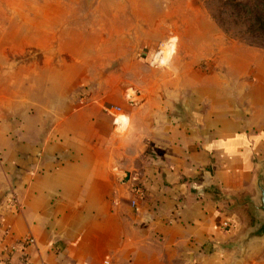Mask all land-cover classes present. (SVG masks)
Returning a JSON list of instances; mask_svg holds the SVG:
<instances>
[{"label": "crops", "instance_id": "1", "mask_svg": "<svg viewBox=\"0 0 264 264\" xmlns=\"http://www.w3.org/2000/svg\"><path fill=\"white\" fill-rule=\"evenodd\" d=\"M31 1L0 0V63H7L0 71V264H18L6 250L30 236L31 264H229L225 242L255 220L239 203L254 194L264 164V52L215 45L226 74H189L182 90H170L184 119L163 117L169 102L127 108L128 95L84 104L85 66L37 74L33 106V76L17 74L16 54L93 40L97 65L117 48L126 58L150 36L143 19H128L127 8L111 1L90 9L79 0ZM186 16L196 19L188 9ZM189 29L181 45L197 48L201 63L214 45ZM49 94L55 101L47 104ZM115 107L117 123L131 121L127 137L116 134L123 124L109 113Z\"/></svg>", "mask_w": 264, "mask_h": 264}, {"label": "rangeland", "instance_id": "2", "mask_svg": "<svg viewBox=\"0 0 264 264\" xmlns=\"http://www.w3.org/2000/svg\"><path fill=\"white\" fill-rule=\"evenodd\" d=\"M60 1L32 0L31 5L33 7L58 6ZM109 1L112 6L126 7L128 19L135 17L143 19L140 24L143 23V30L150 37L145 36L142 46L128 48L126 58L120 57L119 48H117L112 54V60L107 59L108 62H101L97 65L93 58L95 56L93 40L86 41V46L89 44L88 47L80 46L81 43L73 47H32L26 53L16 54L14 65L17 74H23L26 71L33 76L31 78L33 106L37 103L34 100V93L38 92L37 86L40 81L37 74H58L57 72L62 70L75 73L77 68L85 66L88 69V79L82 94L85 95L84 104L98 103L101 100L105 102L110 96L114 98L128 95L129 98H137L141 102L135 106L127 102V108H141L147 101L158 104V106L169 102L172 104L171 109L161 111L163 117L184 119L186 113L181 107L180 97L170 94V90H182L184 80L189 74H224L226 67L221 62V49L216 46L231 43L242 49L252 48L256 52H264V36L255 37L254 33L248 32L249 26L256 27L257 25L249 21L250 17H247L252 9L261 7L264 0H79L78 5L87 9L103 8L104 4L109 6L107 4ZM187 9L196 19L188 20ZM245 13L246 16H242ZM213 15H216L226 28H230L232 33L226 34ZM239 25L244 27H239ZM236 27L242 28L239 31L246 29L239 35L235 34L234 28ZM188 29L193 36L191 38L196 39L197 36H203V42L214 45L209 50L208 58L202 59L201 63H199V56L194 57L197 48L191 47L192 50L189 52L187 51L189 48L181 45L184 39L179 36ZM83 35H86V40L88 31L83 32ZM2 49L0 48L1 52ZM82 50H87L86 54L81 55ZM194 58L197 61L192 63ZM242 61L240 58L235 59V66L238 69ZM72 64L75 65L72 66ZM95 69H100V71H95ZM6 70L7 63H0V71ZM19 70H21L20 73H18ZM16 80L18 100L24 92L25 79L21 75L17 76ZM19 88H21L20 91ZM48 93L54 94L55 91L49 89ZM51 94L48 95L47 104L48 101H55ZM57 98L59 101L61 96ZM50 102L49 104H54ZM113 102L111 101L110 104ZM110 104L108 103V106ZM119 120L123 126L121 128L118 126L116 134L120 137H127L129 132L133 131L131 121L126 117H121ZM141 129L146 130L147 127ZM146 149L145 154L151 155L152 146L149 144ZM141 164L144 166V163H139L140 166ZM261 167L264 168V164L259 166L257 173ZM133 189L129 188V191ZM235 238L236 235L225 242L224 251L221 253L229 264H257L264 260V248L257 249L258 252L250 249L245 254L233 249L232 242Z\"/></svg>", "mask_w": 264, "mask_h": 264}, {"label": "water", "instance_id": "3", "mask_svg": "<svg viewBox=\"0 0 264 264\" xmlns=\"http://www.w3.org/2000/svg\"><path fill=\"white\" fill-rule=\"evenodd\" d=\"M139 97V94H137ZM129 104L135 106L141 100L129 98ZM128 181V178H126ZM240 207H247L255 219L253 224L247 225L243 231L232 242V248L245 254L250 249L255 252L264 248V168L261 167L254 182V194L243 199L239 203ZM258 250L256 252H258Z\"/></svg>", "mask_w": 264, "mask_h": 264}, {"label": "built area", "instance_id": "4", "mask_svg": "<svg viewBox=\"0 0 264 264\" xmlns=\"http://www.w3.org/2000/svg\"><path fill=\"white\" fill-rule=\"evenodd\" d=\"M109 113L115 117V122L117 125L121 126V123H117V119L121 113H122V109L119 107H115V108H111L109 110ZM135 192L139 195H141L142 191L140 188H135L134 189ZM137 199L132 201V206L133 207H137ZM11 204L13 207L18 208V204L15 201L14 197L11 198ZM225 228L226 227H230L231 225L228 223H225ZM35 245V240L33 237H25L17 242H15L13 245H11L7 250V254L10 256H12L13 254H18L19 255V260H18V264H31V259H30V254H29V249Z\"/></svg>", "mask_w": 264, "mask_h": 264}, {"label": "trees", "instance_id": "5", "mask_svg": "<svg viewBox=\"0 0 264 264\" xmlns=\"http://www.w3.org/2000/svg\"><path fill=\"white\" fill-rule=\"evenodd\" d=\"M242 16L245 17L246 13L242 14ZM247 17H250L249 21H251L257 25L256 27L255 26H249L248 32L251 31L252 33H254L253 35H255V37L264 36V1L262 3L261 7H259V8L257 7V8L252 9L251 12H249ZM214 18L217 19V22L219 21V25L221 26V28L223 29V31L226 34L232 33V30L230 28H226L222 24V21L218 17H216V15L214 16ZM239 27H244V26L239 25ZM239 29H242V28H237V27L234 28L235 34L240 35L241 33H244L246 28L243 30H240V31H239ZM233 36H235V35L233 34Z\"/></svg>", "mask_w": 264, "mask_h": 264}]
</instances>
